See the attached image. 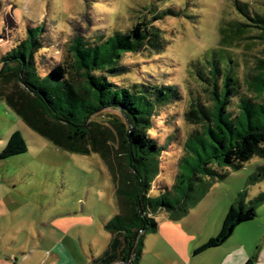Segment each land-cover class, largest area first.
Returning a JSON list of instances; mask_svg holds the SVG:
<instances>
[{
	"label": "rangeland",
	"instance_id": "1",
	"mask_svg": "<svg viewBox=\"0 0 264 264\" xmlns=\"http://www.w3.org/2000/svg\"><path fill=\"white\" fill-rule=\"evenodd\" d=\"M237 4L246 5L251 17L264 14V0H0V57L26 38L28 27L42 26L49 46L37 55L41 67L65 65L68 79L86 93L85 79L74 67V38L99 43L148 20L152 8L169 10L170 15L153 23L161 46L125 54L120 65L126 71L110 78L118 87L151 82L174 85L181 93L180 101L157 108L149 132L167 145L150 193L156 197L173 188L185 144L203 131L198 117L188 115L199 108L213 113L210 87L197 74L206 75L200 68L205 58L212 51L225 52L244 84L263 57L259 31L243 27L250 22ZM237 28L243 31L234 33ZM3 68L0 64V74ZM243 93L253 97L246 85ZM32 97L23 84L0 75V154L15 132L28 147L23 155L0 160V257L9 264H89L110 238L105 226L119 214L110 167L118 174L128 166L121 132L125 119L119 110H100L87 120L85 139H73ZM263 166L264 158L255 157L241 170L225 168V180L201 186L190 197L183 207L190 209L188 214L176 220L170 212L158 214L159 230L147 235L140 264L203 263L209 258L238 263L245 257L264 264V200L254 204L257 217L239 225L225 246L194 257L219 234L232 206L264 197V179L252 180Z\"/></svg>",
	"mask_w": 264,
	"mask_h": 264
},
{
	"label": "trees",
	"instance_id": "2",
	"mask_svg": "<svg viewBox=\"0 0 264 264\" xmlns=\"http://www.w3.org/2000/svg\"><path fill=\"white\" fill-rule=\"evenodd\" d=\"M237 9L250 22L243 27L259 31L263 57L256 60L255 73L249 75L244 84L235 76V64L225 52L212 51L205 58L200 68H205L207 73L203 75L205 73L197 70V74L210 87L213 113L199 108V111L193 109L194 115H188L198 117L203 131L185 144L173 188L156 197L150 193L161 173V156L167 145H161L149 132L157 108L180 101L181 93L174 85L159 86L151 82L118 87L110 78H118L126 71L127 68L120 65L125 54L139 53L147 46H161L153 23L170 15L169 10L157 13L152 8L148 20L144 18L130 31L115 32L99 43L92 44L77 35L71 52L75 70L85 79L86 93L71 83L65 65L41 67L37 55L49 46L42 26L28 27L26 38L0 57V64H4L0 75L23 84L35 105L55 123L63 125L70 138L84 140L89 133L87 120L100 110H119L125 119L121 132L128 166L124 173L118 170V174L110 167L119 214L105 226L112 235L109 247L91 264H126L129 255L130 264H140L147 235L159 230L158 214L170 212L175 220L188 214L187 202L199 187L225 180V168L241 170L253 158H264V14L251 17L246 5L237 4ZM242 31L237 28L234 33ZM42 70H47L45 76L41 75ZM244 85L253 97L243 93ZM233 106L237 111L231 110ZM18 113L39 130L29 122L27 115ZM27 152L21 133L15 132L0 154V160ZM263 179L264 166L252 180ZM262 200L264 197L248 205L239 200L237 207L232 206L228 212L219 234L198 248L194 255L224 246L239 225L257 217L254 204ZM177 210L183 213L177 215Z\"/></svg>",
	"mask_w": 264,
	"mask_h": 264
},
{
	"label": "crops",
	"instance_id": "3",
	"mask_svg": "<svg viewBox=\"0 0 264 264\" xmlns=\"http://www.w3.org/2000/svg\"><path fill=\"white\" fill-rule=\"evenodd\" d=\"M109 236H110V238L107 240L106 244L103 245V247L100 250L99 254H97L96 256H93L92 257V260L95 259V258H99L100 256H102L103 253L105 252V250L109 247L110 242H111L112 235L109 233ZM219 248H221V247H219ZM213 249H218V248H213ZM209 250H212V249H209ZM194 257H198V255H194ZM56 258H59L60 259V256L59 255H56ZM92 260H91V262H92ZM260 261L262 262L264 260H260ZM91 262L89 264H91ZM248 262H250V258L249 257L243 258V260H241L238 263H232V262H230L229 260H226V259L209 258V259L204 260L203 263H189V264H247ZM0 264H9V263L8 262H5L4 261V258L0 257ZM180 264H187V262H185V259H184Z\"/></svg>",
	"mask_w": 264,
	"mask_h": 264
},
{
	"label": "water",
	"instance_id": "4",
	"mask_svg": "<svg viewBox=\"0 0 264 264\" xmlns=\"http://www.w3.org/2000/svg\"><path fill=\"white\" fill-rule=\"evenodd\" d=\"M130 259H131V256L129 255L126 264L130 263Z\"/></svg>",
	"mask_w": 264,
	"mask_h": 264
}]
</instances>
